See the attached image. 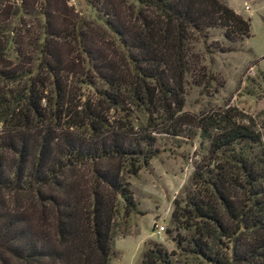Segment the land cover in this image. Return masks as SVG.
I'll return each instance as SVG.
<instances>
[{
	"label": "trees",
	"instance_id": "trees-1",
	"mask_svg": "<svg viewBox=\"0 0 264 264\" xmlns=\"http://www.w3.org/2000/svg\"><path fill=\"white\" fill-rule=\"evenodd\" d=\"M85 3L94 19L65 16L63 27L43 11L39 43L28 54L14 49L15 67L3 65L0 28V80L22 83L0 102L13 133L3 147L15 158L5 174L0 154V264H108L113 220L134 210L122 174L155 156L150 134L177 136L185 125L219 165L194 166L186 210L172 201L170 224L190 230L176 248L197 264H264V157H246L258 136L226 112L203 120L181 112L184 77L199 63L191 43L212 28L241 42L248 22L220 0ZM140 264L171 262L152 245Z\"/></svg>",
	"mask_w": 264,
	"mask_h": 264
},
{
	"label": "rangeland",
	"instance_id": "rangeland-1",
	"mask_svg": "<svg viewBox=\"0 0 264 264\" xmlns=\"http://www.w3.org/2000/svg\"><path fill=\"white\" fill-rule=\"evenodd\" d=\"M220 2L248 22L249 36L241 42L229 44L223 40L219 29L212 28L206 30L205 38L191 43L199 63L192 77H184L181 112L196 120L209 116L216 119L223 112L228 113L234 123L258 136L257 144L248 149L246 157L263 158L264 0ZM43 11L52 16L53 24L61 23V27L68 23L63 21L67 16L72 18L77 14L84 20L95 17L85 0H0V28L5 31L3 39L8 41L4 66L15 67L18 64L14 49L20 47L28 54L36 48L44 27ZM215 46L223 50L217 51ZM21 85V82L0 80V102L15 90L21 91ZM75 87L79 96L91 95L89 87ZM133 115L135 123L138 117L143 121L138 114ZM11 132L6 119L0 117V154L4 159L5 174L13 170L15 161L3 147L4 140L13 134ZM150 135L155 139V156L135 176L122 174L130 190L134 210L122 219L119 212L113 220L108 264H140L141 254L152 245L162 249L171 264H197L176 248L175 241L189 237L190 230L184 220L182 230L170 224L172 201L186 210L187 199L194 190L190 183L194 166L219 164L208 154L207 142L195 126H182L177 136ZM0 194L4 199L7 197L4 190ZM239 197L240 193L236 195L237 200ZM158 227L161 231L157 234ZM220 243L219 250L216 249L218 254L227 256V243Z\"/></svg>",
	"mask_w": 264,
	"mask_h": 264
},
{
	"label": "built area",
	"instance_id": "built-area-1",
	"mask_svg": "<svg viewBox=\"0 0 264 264\" xmlns=\"http://www.w3.org/2000/svg\"><path fill=\"white\" fill-rule=\"evenodd\" d=\"M157 229V232H155V233H159L160 231H161V227H158V228H156Z\"/></svg>",
	"mask_w": 264,
	"mask_h": 264
}]
</instances>
